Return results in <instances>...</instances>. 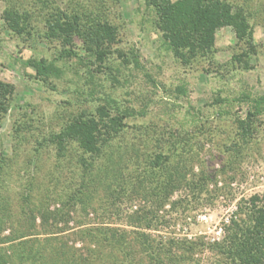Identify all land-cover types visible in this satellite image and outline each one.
Instances as JSON below:
<instances>
[{
  "label": "rangeland",
  "instance_id": "rangeland-1",
  "mask_svg": "<svg viewBox=\"0 0 264 264\" xmlns=\"http://www.w3.org/2000/svg\"><path fill=\"white\" fill-rule=\"evenodd\" d=\"M229 1L244 8L252 27L256 51L249 68L234 58L242 45L231 26L216 30L212 52L181 63L143 0H0V80L13 89L0 117V255L5 264H22L8 240L16 231H29L17 220L25 193L35 216L33 234L25 238L47 243L38 256L31 250L35 264H53L58 252H50L51 247L61 244L55 235L76 255L65 264H156L134 239L143 234L166 245L171 239L193 241L191 250L172 249L184 257L178 264L222 262L207 244L221 239L237 205L257 196L264 208V112L251 117L245 134L238 125L252 100L264 95V0ZM55 6L90 10L116 28V42L101 66L93 58L57 59L65 46L45 38L42 20ZM11 8L30 14L29 35L16 36L5 27L3 16ZM72 43L83 56L84 42L75 37ZM39 58L54 59L62 74L39 78L23 64ZM107 99L114 100L111 113L130 114L109 146L93 157V166L83 168L79 156L88 161L91 155L82 154L75 141L66 157L57 158L47 141L50 133L83 111L95 112ZM105 152L123 177L118 187ZM158 154L167 157L161 166L151 164ZM170 174L183 176V182L177 185L173 178L165 187ZM77 188H84L83 201L74 196ZM59 201L68 216L45 224L39 209L52 212L61 207ZM92 226L121 230L124 238L115 245L123 252L107 245L104 234L90 239L79 233ZM84 255L86 261L80 262Z\"/></svg>",
  "mask_w": 264,
  "mask_h": 264
},
{
  "label": "trees",
  "instance_id": "trees-1",
  "mask_svg": "<svg viewBox=\"0 0 264 264\" xmlns=\"http://www.w3.org/2000/svg\"><path fill=\"white\" fill-rule=\"evenodd\" d=\"M144 5L151 8L155 14L154 25L159 30L160 36L167 48L172 52L181 63L186 64L190 62L196 55H205L213 51L214 35L218 28L223 26H231L234 29L235 36L238 42L242 45V51L235 54L234 58L244 68L250 67V55L255 53L256 47L253 42L252 27L249 23V17L242 6H237L229 0H143ZM5 27L16 36L30 34L28 26L30 23V14L24 9L11 8L4 13ZM45 22L46 31L45 38L56 39L61 41L65 46L60 52L59 58L77 57L79 60L85 58L96 65L101 64L109 57L110 47L116 42V28L110 23L103 21L99 14L90 10L80 12L78 9H61L55 6L47 16H42ZM81 39L85 54L82 56L74 51V38ZM67 46V47H66ZM134 58L135 64L137 60ZM24 66L31 67L37 77L44 78L50 76H60L62 69L54 63V59L47 60L46 58L27 59L23 61ZM12 86L0 80V117L4 115L9 107L8 97L12 94ZM8 96V97H7ZM114 102L113 99H107L105 106L97 107L95 112L83 111L75 116L59 131L52 132L48 136L47 141L55 148L56 157L64 158L71 149V142H76L82 154H90L91 160H86L84 156H79L83 168L93 166V157L100 156L102 148L109 146L111 139L121 131L123 126L122 119L126 117L125 114L111 113L109 104ZM264 112V95L255 97L252 100L250 108L246 111V116L238 120L242 132L245 134L249 129L251 117L254 118ZM165 155L158 154L156 158L151 161V164H164ZM111 157L106 156V166H109V172H115L113 176L114 184L118 187L122 184L120 171L117 167V162L110 160ZM176 171V169H175ZM174 171V172H175ZM152 173V172H151ZM178 174L180 172H177ZM176 173V175H177ZM172 175V176H171ZM176 176L170 174L166 179L164 186L170 185ZM183 176L177 179L180 185L183 182ZM109 185V184H108ZM121 189L123 187H120ZM84 189V188H83ZM77 188L74 196L77 201H83L85 196L84 190ZM259 197L252 196L249 199L237 205L234 217L225 226L223 236L219 241L207 244L210 250L215 251L221 256L222 262L220 264H264V208L258 204ZM74 201V200H73ZM61 207L54 209L52 212L46 211L43 207L38 212L41 220L48 224V219L58 223L62 218L68 216V212H63L62 202ZM73 203V202H72ZM70 204V203H69ZM29 196L25 193L23 195V214L17 220L19 225L27 228L29 231H16V235L9 238L10 248L18 255L22 264H35L33 259L32 249L38 252L40 247L44 249L47 243H42L37 237H29L32 235V228L35 226V216L32 210L28 209ZM67 208L71 205H66ZM30 220L27 221L25 220ZM27 223V226L24 223ZM29 224V225H28ZM52 224V223H50ZM49 224V225H50ZM55 228L56 225H54ZM147 225L146 228H149ZM20 230V229H17ZM50 231L51 229H47ZM52 232V231H51ZM56 232V231H55ZM84 236L90 239L96 238V234L103 235L105 243L111 248L119 249L123 252V247H116L119 238H124L121 230H114L111 228L88 227L81 230ZM58 238L60 245L51 247V251H57L56 258L53 257V264H65L69 262L71 257L76 258L73 251L66 248V243L58 235L53 236ZM136 242L141 243V250L146 251L147 257L156 262V264H163L168 261V264H178L184 261L182 255H176L173 248H187L191 250L194 248V242L189 240L177 241L169 240L162 244L160 241L155 243L150 236H136ZM1 241V239H0ZM46 241V240H45ZM92 252L87 251V256ZM125 252V257L130 255L128 251ZM40 253H36L38 256ZM161 254V255H160ZM87 256H80V262L86 261ZM10 256H7V258ZM86 257V258H85ZM164 259V260H163ZM65 260V261H64ZM75 260V259H74ZM76 261V260H75ZM74 261V263H75ZM8 260L0 255V264L7 263ZM73 263V261H72ZM19 264V263H18ZM181 264V263H180ZM217 264V263H213Z\"/></svg>",
  "mask_w": 264,
  "mask_h": 264
}]
</instances>
